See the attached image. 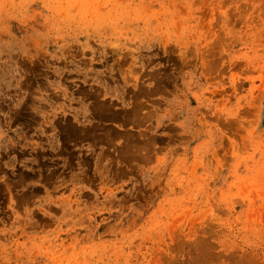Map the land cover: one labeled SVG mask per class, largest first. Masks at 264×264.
<instances>
[{
  "label": "rangeland",
  "instance_id": "obj_1",
  "mask_svg": "<svg viewBox=\"0 0 264 264\" xmlns=\"http://www.w3.org/2000/svg\"><path fill=\"white\" fill-rule=\"evenodd\" d=\"M0 264H264V0H0Z\"/></svg>",
  "mask_w": 264,
  "mask_h": 264
}]
</instances>
